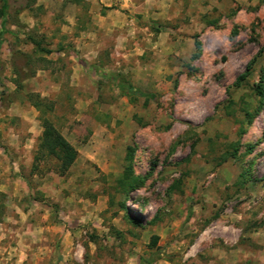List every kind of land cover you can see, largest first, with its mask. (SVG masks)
Returning a JSON list of instances; mask_svg holds the SVG:
<instances>
[{"label":"rangeland","instance_id":"rangeland-1","mask_svg":"<svg viewBox=\"0 0 264 264\" xmlns=\"http://www.w3.org/2000/svg\"><path fill=\"white\" fill-rule=\"evenodd\" d=\"M6 3L0 264H264V96L243 117L264 70V0ZM41 119L76 154L63 176L33 163ZM127 148L143 183L125 195Z\"/></svg>","mask_w":264,"mask_h":264},{"label":"trees","instance_id":"trees-1","mask_svg":"<svg viewBox=\"0 0 264 264\" xmlns=\"http://www.w3.org/2000/svg\"><path fill=\"white\" fill-rule=\"evenodd\" d=\"M0 44L2 42V35L6 33V30L4 28L5 24V16H6V10H7V3L6 0H0ZM29 43L33 45V47L43 53H48L47 50H44L40 47L39 42L33 40L32 38H27ZM194 48L198 49V43H193ZM196 57V54L193 56ZM251 63L245 66V70L239 74L234 82L233 86H237L240 84V82L244 81L246 77L249 75V69H250ZM88 68L93 69V66H89ZM101 76H104L106 78H109L112 82H114L115 86L117 87L118 91L125 96L134 95L137 94L140 95V93L130 86L126 84L124 81V78L119 74H108L104 72H100V70H97ZM252 92L253 96L255 97V107L252 111H244L243 117L246 124H249L252 120V118L258 113L262 106V100L264 96V70H261L259 79L256 83L252 85ZM41 100L37 98L36 100L31 102V105L39 111V108L41 105ZM41 134L38 138L37 147L35 150V155L33 157V163L39 160L40 158L49 157L56 161L55 166V172L63 176L70 166L73 164L76 154L73 151L71 145L64 141L56 132L53 130L51 125L48 123L47 120L41 119ZM243 129L239 128L238 134H242ZM128 152L124 156V161L126 162V165L123 167L121 176L118 180L119 186L122 188V193L127 195L128 192L133 191L141 187L143 183V178L133 177L131 174V168H130V161H131V151L129 148H127ZM235 151V148L233 149ZM36 166L32 165L31 170H35ZM24 182L28 189H30V183L24 179ZM132 224L136 227L139 225V223L135 220L132 221ZM156 241V238H152V243L154 244ZM144 264H151L150 260H140Z\"/></svg>","mask_w":264,"mask_h":264},{"label":"crops","instance_id":"crops-1","mask_svg":"<svg viewBox=\"0 0 264 264\" xmlns=\"http://www.w3.org/2000/svg\"><path fill=\"white\" fill-rule=\"evenodd\" d=\"M109 1V3H104L103 4V6L104 7H109L110 6V4H117V3H119V7L120 8H123V7H131V6H133V0H108ZM141 5H142V7L144 8V7H149V5L151 6V5H154L155 7H157V6H162V0H155L154 2H153V4H151V0H141ZM158 8V7H157ZM127 17H128V15H127Z\"/></svg>","mask_w":264,"mask_h":264}]
</instances>
